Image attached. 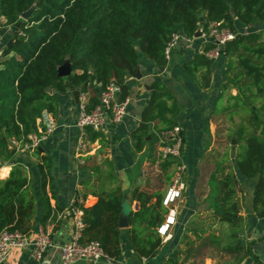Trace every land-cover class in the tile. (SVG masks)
<instances>
[{
    "label": "trees",
    "instance_id": "1",
    "mask_svg": "<svg viewBox=\"0 0 264 264\" xmlns=\"http://www.w3.org/2000/svg\"><path fill=\"white\" fill-rule=\"evenodd\" d=\"M31 8L23 19L20 13ZM0 28L18 23L9 43L3 46L0 61V155L11 157L7 139H20L35 127V118L46 107L54 111L57 96L67 86L86 92L90 104L97 102V93L110 81L120 86L121 99L128 96L125 79L139 68L138 54L151 59L155 66H165L164 47L172 33L181 31L192 38L200 27L221 22L235 35L220 49L225 56V80L222 93L214 100L210 115L237 114L239 122L228 130V138L236 148L234 164L238 173L254 180L250 209L264 217V42L261 31L240 32L237 24L253 25L264 30V0H0ZM215 46L204 41L201 52H195L181 62L185 74L193 80H207L211 59L205 52ZM69 64L70 73L57 75V67ZM68 84V85H67ZM150 96L143 107L140 120L130 132L133 149L139 152L148 143L147 157L156 155L159 133L176 126L174 117L180 106L168 86L152 81ZM226 104L218 105L226 92ZM170 100V103H167ZM153 123V130H150ZM91 139L99 131L85 129ZM182 142L184 131L180 129ZM149 136V140L145 138ZM37 160L40 177V223L52 216L54 208L46 191L51 180V159L39 148L31 151ZM158 158V157H157ZM215 158V157H214ZM167 172L171 160L159 162ZM222 167V166H221ZM218 164L209 175L211 202L218 221L223 225V250L237 255L251 254L252 242L243 244L239 231L243 218L239 214V181L235 172ZM92 173L100 179L99 167ZM109 183L117 179L106 173ZM169 179V175L166 176ZM90 177L84 182L88 183ZM96 201L83 210L79 241L96 240L103 251L115 261L121 256L118 225L124 199L120 186L93 191ZM130 200L138 201V209L129 211L128 241L134 254L150 258L156 255L161 243L156 227L162 220L164 208L159 193L133 188ZM155 198L154 202L151 199ZM34 194L28 185L23 165L15 163L8 176L0 179V230L8 228L29 233L30 217L35 206ZM178 252L161 264H178Z\"/></svg>",
    "mask_w": 264,
    "mask_h": 264
},
{
    "label": "crops",
    "instance_id": "2",
    "mask_svg": "<svg viewBox=\"0 0 264 264\" xmlns=\"http://www.w3.org/2000/svg\"><path fill=\"white\" fill-rule=\"evenodd\" d=\"M0 20L4 21L3 18ZM245 29L261 31V41L264 42V30L253 25L237 24V30ZM14 32H16L15 25L0 28V61L4 59L1 56V50L12 39L11 35ZM203 42L202 37L194 36L188 44L179 43L172 49L171 57L166 65L161 67L155 66V63L142 53L138 54L140 77L132 75L125 79L129 99L126 115L118 123L107 122L95 139H91L85 131L87 146L84 152V164H78L74 157V143L77 134L75 121L80 91L68 84L65 92L57 93L50 88L47 90L49 94L57 96V104L54 111H49L46 107L41 109L40 115L35 118V127L30 133H36L38 129L45 130V126L40 122V117H45L43 112H47L53 118L54 127L51 131L46 132V138L38 146L41 154L47 155L51 159L52 178L46 184V191L48 194L53 191L55 198H50V205L54 208L50 219L44 224L40 223V177L37 160L31 154L32 150H20L11 145L9 140L12 137L7 139L11 157L3 159L0 155V179L8 176L15 163L23 165L28 185L35 198V206L30 217L32 228L28 235L32 239L38 232H46L53 245L45 250L44 259L41 262H37L31 257L29 249H15L5 264H62L60 247L70 240L74 231L73 220L69 216L67 207L71 202L79 203L85 207L92 205L96 201L93 191L100 187L110 189L117 184L120 186L124 199H126L123 204L124 213L128 210L136 211L138 209V201L130 200L133 188L148 193H159L162 200L169 185L172 166L167 170L169 179L164 182L161 191L153 188L150 184L151 179L145 178V176L148 169L161 171L157 153L149 159L147 157L148 143H145L141 151L136 152L130 139V132L140 120L141 111L150 96L152 81L165 83L180 106L174 120L176 125L184 131L185 142L182 149L184 162L186 163V159L190 160L194 154L202 156L203 149L206 152L211 150L210 146L208 150L205 148L209 141L204 127L209 119L226 115V113L210 115L214 100L222 93L221 84L225 80L223 73L225 56L219 54L216 58L211 59L210 74L207 80L191 79L181 66V62L189 59L195 52H201ZM229 93L234 95L236 90L231 89L226 92V95L217 101V104L225 105ZM167 103H170V100H167ZM233 115L237 116V114ZM150 128L153 130V123ZM211 135L214 136L213 133ZM216 135L219 133L217 132ZM145 140L148 141L149 136ZM235 150L236 148L233 155H235ZM220 157L214 154H211L209 158L206 157L207 162H214L213 170L218 166V162H221L222 156ZM92 166L99 167L102 173L100 179L93 175ZM186 166V186L182 196L173 205L176 212L175 223L171 226L168 236H160L161 243L156 255L144 258L134 254L128 241V225L121 228L122 253L115 261L76 260L72 264H161L171 258L174 251L178 252V264H264V217L256 216L250 209L254 180L245 179L237 170L234 171L230 167L239 181V214L243 218L239 240L243 244L252 242L251 254L242 256L226 252L222 248L223 225L217 219L210 197L209 175L213 170L209 171V175L205 179L207 186L205 190L203 178L198 177V174L195 175L192 167L187 163ZM219 166L223 165L219 164ZM107 172L117 179L115 183L105 180ZM89 177L90 181L84 183ZM154 201L155 198H152L151 202ZM163 208L164 212L159 224L163 222L167 214V207L163 206ZM201 249L204 251L199 253Z\"/></svg>",
    "mask_w": 264,
    "mask_h": 264
},
{
    "label": "built area",
    "instance_id": "3",
    "mask_svg": "<svg viewBox=\"0 0 264 264\" xmlns=\"http://www.w3.org/2000/svg\"><path fill=\"white\" fill-rule=\"evenodd\" d=\"M196 30H200L199 36L204 41H213L215 44L213 48L205 52L206 57L209 59L216 58L220 54V49L235 35L230 28L216 21L210 22L204 31L200 27ZM238 31L250 32L254 30L245 29ZM192 38L185 37L180 30L172 33L164 47L163 54L165 60L168 61L170 59L172 49L177 47L179 43L188 44ZM119 93L120 86L110 81L103 89L98 91L96 103L90 104L88 93L80 92L78 94L75 121L77 134L74 143V157L78 164H84V152L87 146L85 129L89 128L94 131H101L107 122L118 123L126 115V106L129 99L128 96L121 99ZM43 115L45 117H40V122L45 126V130L38 129V132L28 133L25 136H21L20 139L12 137L9 143L20 150H33L37 148L40 142L46 138V132L51 131L54 127L53 118L47 112H43ZM180 129L176 125L172 129L159 133L157 157L159 161H172V173L169 185L161 200V204L167 207L168 210L165 219L156 229L157 234L161 237L168 236L171 226L175 223L176 212L173 205L182 196L186 186L187 166L182 159L183 142L182 136L179 133ZM67 211L73 220L74 231L70 240L60 247L61 263L72 264L76 260L95 262L100 259L111 262V258L103 251L98 241H79L83 226L82 208L71 202L67 207ZM52 245V240L46 232L40 231L31 239L28 233L3 228L0 230V264H5L11 252L15 249H29L31 257L37 262H41L44 259L45 250L52 247Z\"/></svg>",
    "mask_w": 264,
    "mask_h": 264
},
{
    "label": "rangeland",
    "instance_id": "4",
    "mask_svg": "<svg viewBox=\"0 0 264 264\" xmlns=\"http://www.w3.org/2000/svg\"><path fill=\"white\" fill-rule=\"evenodd\" d=\"M15 29H18V23L15 24ZM231 116L232 117H229L226 114L222 115V117L209 119V122L206 123L204 127L209 141L207 145H205V148L208 150V147L210 146L211 150L209 149L206 152V150L203 149L204 153H202V156H199V154H194L190 160L186 159V163L188 166L190 165L192 167L193 173H195V175L198 174V177H202L205 181V185L203 186L205 190L207 189L205 179L206 177H208L209 171H212L214 167V162H207L206 157L209 158L211 154L217 155L218 157L222 156L221 162L218 163L220 165H223L222 167H232L234 171L236 170L233 159L235 146L232 142H230L227 134L228 130L234 127L239 122L240 117L238 115ZM217 132L219 133V135H216ZM212 133L214 134V136L211 135ZM195 155H197L198 157H195ZM167 175H169L168 171L162 172L160 170L154 171L153 169H148L145 178L151 179L150 184L152 185V187L160 190L163 187L164 182L167 181ZM203 251L204 249H201L199 253H202Z\"/></svg>",
    "mask_w": 264,
    "mask_h": 264
},
{
    "label": "water",
    "instance_id": "5",
    "mask_svg": "<svg viewBox=\"0 0 264 264\" xmlns=\"http://www.w3.org/2000/svg\"><path fill=\"white\" fill-rule=\"evenodd\" d=\"M30 12H31V8L27 9L26 11L21 12L20 13V17L25 19L29 15ZM199 35H200V30H196L194 32V36H199ZM69 73H70V68H69V64L68 63H65V64L57 67V75L66 76ZM134 75L137 76V77H140L139 70ZM129 211L130 210H128L126 213H124L123 212V205H122V211H121V213L119 215V219H118V225H119L120 228L128 226L127 215H128Z\"/></svg>",
    "mask_w": 264,
    "mask_h": 264
}]
</instances>
